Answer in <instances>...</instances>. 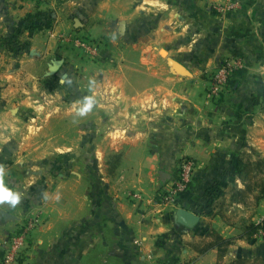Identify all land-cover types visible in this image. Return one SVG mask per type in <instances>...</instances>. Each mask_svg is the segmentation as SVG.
Instances as JSON below:
<instances>
[{
    "label": "crops",
    "instance_id": "crops-1",
    "mask_svg": "<svg viewBox=\"0 0 264 264\" xmlns=\"http://www.w3.org/2000/svg\"><path fill=\"white\" fill-rule=\"evenodd\" d=\"M214 1L48 0L42 10L30 0H0V38L13 28L19 35L30 30L31 36L27 52L15 57L18 67L2 71L0 77L10 81L2 93H30L41 76L36 68L47 70L69 33L104 43L96 68L82 75L86 94L74 107L79 115L82 102L95 94L96 119L113 128V153L119 155L118 165L103 162L96 198L89 196L87 175L80 186L73 177L58 183L34 217L28 215L37 208L28 207L26 193L14 208L0 204V251L30 217L37 223L22 264H216V250L203 248L208 226L233 239L223 262L264 258L263 237H245L239 223L203 214L211 186L233 168L235 156L264 158V0H233L239 8L223 17L211 8ZM62 56L60 71L68 73L74 61ZM230 59L241 65L221 97L209 100L208 74ZM14 100L0 114L8 120L4 127L18 122L16 109L32 107L26 97ZM90 114L79 119L87 125ZM14 140L0 134V168L4 183L18 192L26 182L16 169L26 166L11 148ZM184 157L194 161L189 189L159 204L156 195L166 197ZM231 203L252 204L254 219L264 218V199ZM179 209L198 220L182 225Z\"/></svg>",
    "mask_w": 264,
    "mask_h": 264
},
{
    "label": "rangeland",
    "instance_id": "rangeland-1",
    "mask_svg": "<svg viewBox=\"0 0 264 264\" xmlns=\"http://www.w3.org/2000/svg\"><path fill=\"white\" fill-rule=\"evenodd\" d=\"M30 2L34 7L35 5L42 6V10H44L43 8L46 6L48 0H30ZM41 20L46 23L48 18L44 16ZM12 30L4 38H0V76L2 73L5 74V72H2L3 70L13 71L18 67L15 57L26 53L28 50L27 45L30 43V30L25 31L21 35H19L20 32L17 33L15 28ZM74 33H69L59 40L61 43H58L57 48L60 50V53L54 61L50 62L44 73L42 69L36 68L38 74L40 72L41 76L37 79L38 85L29 87V84H26L30 90L32 89L30 93L24 92L20 96L16 93L12 94V91L2 93V87L6 89V86L10 85V81H6L5 77L6 80L0 77V114L4 111L5 106H12L11 102H15V98H18V101H22L21 99L26 97V103L31 102V106L33 107L27 105L25 107L26 112L14 109L15 112L13 114L19 115L18 122L14 126L9 125V127H4L8 120L0 118V134L16 136L17 140H14V143L12 142L11 148L14 149L15 146V151H19L23 155L24 159L22 158L21 162L26 167L23 168V166L20 167L19 165L16 173L21 175L22 182L25 181L26 183L25 186L23 183L22 186L24 187L21 186L18 193L22 197L26 193V204L31 210L36 209L38 203L48 197L49 193L53 191L58 183L69 180L72 177V179L78 181L80 186V179L84 180L89 175V196L92 198L100 196L101 193H98V190L101 189V183L98 182L97 184V179L99 180L103 176L100 172V168L104 165L103 162L107 166H114L119 163L118 160L117 163L114 161V158L116 156L119 157V155L118 153H113L112 142L113 138H115L113 128L108 124H105L103 128L102 124L98 123L95 104L93 105L94 108L92 107V115L90 114V117L87 119V125L85 124L86 121H81L79 115L75 114L77 107L74 106H80L81 101L84 99L80 98V94H86L84 91L85 87L82 84L84 80L82 75L92 73L93 68H96L94 60L100 55L101 46H104V43L101 41L98 44V40L89 39L85 35H81L80 32ZM11 35L14 37L13 40L9 39ZM63 54L68 57V61L70 59L74 61L68 73H65V71L61 73L60 71L65 66V63L62 66ZM109 67L112 68V66ZM93 85H96V83L93 82ZM207 86L205 90L206 98L208 97ZM2 94H4L6 100H11L6 105L5 99H2ZM92 95L90 93V96ZM9 97L15 98L9 99ZM93 97H96L95 94ZM109 100L106 99L104 101V103H107L105 105H111L109 104L112 101L111 98ZM29 108L32 110L31 112H27ZM6 110L7 112L9 111L8 109ZM8 115L12 116L9 113ZM30 115L33 116L30 118ZM23 117L29 118L26 120ZM21 138H24L21 141L22 143L19 140ZM102 152H104L103 155ZM185 158L190 157H184L180 162ZM22 168L24 169L23 172ZM86 168L88 173H86ZM227 171L220 174L221 179H218V182L222 181L228 184V186L224 190L223 197H221L223 199L221 204L216 209H221V213L227 218L228 222L232 220L243 227L261 224L262 220L254 219L256 213L254 212V208H251L252 204L239 208L231 203L232 183L239 184L241 181L237 174ZM175 176H173V179ZM110 184L113 185L111 182ZM129 196L133 199L139 198L138 193H132ZM156 197L159 204L166 203L169 200L164 196L161 197V200L157 195ZM37 213H40L38 208L28 216L34 217ZM252 237L264 238V229L260 228Z\"/></svg>",
    "mask_w": 264,
    "mask_h": 264
},
{
    "label": "trees",
    "instance_id": "trees-1",
    "mask_svg": "<svg viewBox=\"0 0 264 264\" xmlns=\"http://www.w3.org/2000/svg\"><path fill=\"white\" fill-rule=\"evenodd\" d=\"M9 39L13 40L14 37L11 35ZM234 160L233 168L229 169V173L237 174L243 187L239 188L237 184L232 183L233 186L230 195L231 202L246 205L249 198L252 197L255 204L259 203L264 199V158L251 159L248 154L242 153L235 156ZM217 182L213 183L208 192L207 203L203 214L209 217L217 216L225 219L221 213V209L217 210L216 207L221 204L223 200L221 197H223L224 190L227 188L228 184L222 181ZM260 228L264 229V218L261 224L245 226L242 235L245 237L253 236ZM205 237L206 241L203 244V248L216 250V264H264V258L259 257L253 259L238 258L229 263H225L223 262V257L233 239L222 237L209 226Z\"/></svg>",
    "mask_w": 264,
    "mask_h": 264
},
{
    "label": "built area",
    "instance_id": "built-area-1",
    "mask_svg": "<svg viewBox=\"0 0 264 264\" xmlns=\"http://www.w3.org/2000/svg\"><path fill=\"white\" fill-rule=\"evenodd\" d=\"M211 8L219 17H223L227 12L238 9L239 5L233 0H216L211 4ZM240 65L239 60H224L208 74L207 95L210 99L220 97L228 85L233 71ZM193 170L192 159L185 158L180 162L176 176L171 181L166 193L168 199L187 190ZM36 223V218H28L17 231L10 234L7 246L0 251V264L23 263V256L28 249L29 234Z\"/></svg>",
    "mask_w": 264,
    "mask_h": 264
},
{
    "label": "clouds",
    "instance_id": "clouds-1",
    "mask_svg": "<svg viewBox=\"0 0 264 264\" xmlns=\"http://www.w3.org/2000/svg\"><path fill=\"white\" fill-rule=\"evenodd\" d=\"M95 100L92 97H88L82 102V107L79 108V115L84 116L92 110ZM5 172L3 168H0V204L7 202L11 207H16L20 203L21 196L17 191L12 190L4 183Z\"/></svg>",
    "mask_w": 264,
    "mask_h": 264
},
{
    "label": "water",
    "instance_id": "water-1",
    "mask_svg": "<svg viewBox=\"0 0 264 264\" xmlns=\"http://www.w3.org/2000/svg\"><path fill=\"white\" fill-rule=\"evenodd\" d=\"M176 214L178 221L185 226L192 225L194 222L198 220L197 216L184 209H179Z\"/></svg>",
    "mask_w": 264,
    "mask_h": 264
}]
</instances>
